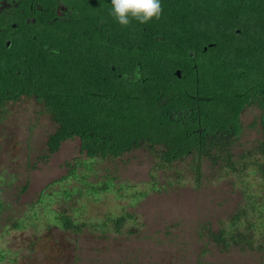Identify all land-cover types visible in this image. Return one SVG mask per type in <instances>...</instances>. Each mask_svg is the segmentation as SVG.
Masks as SVG:
<instances>
[{
  "label": "trees",
  "instance_id": "1",
  "mask_svg": "<svg viewBox=\"0 0 264 264\" xmlns=\"http://www.w3.org/2000/svg\"><path fill=\"white\" fill-rule=\"evenodd\" d=\"M161 5V19L146 24L122 27L108 6L107 18L78 22L79 30H121L126 36L135 31L139 50L127 53V65H111L113 71L110 65H85L101 60L106 37L101 33L88 35L94 42L78 65H64L71 62L65 54L43 48L1 53L0 104L25 96L44 107L54 128L46 136L43 161L61 142L77 138L79 153L91 160L115 159L137 148L152 155L156 169L188 158L196 183L204 161L236 173L256 166L262 174L264 163L248 159H264V0H161ZM246 107L257 111L248 127L259 136L235 154ZM77 164H66L65 178L83 181L91 194L109 190L107 178L97 186L79 179ZM74 191L82 194L79 188L64 194ZM239 216L231 217L228 231L211 233L214 242L248 243L246 234L233 229ZM57 220L63 230L80 232L85 226L63 211ZM128 222L132 226L134 217L125 211L98 225L120 232Z\"/></svg>",
  "mask_w": 264,
  "mask_h": 264
},
{
  "label": "rangeland",
  "instance_id": "2",
  "mask_svg": "<svg viewBox=\"0 0 264 264\" xmlns=\"http://www.w3.org/2000/svg\"><path fill=\"white\" fill-rule=\"evenodd\" d=\"M256 115L252 107L240 114L235 154L258 138L248 127ZM53 128L32 97L0 104V264H264V172L256 166L236 173L204 161L196 183L188 158L156 169L152 155L137 148L91 160L79 153L77 138L61 142L43 161ZM67 163H78V178L89 184L109 179V190L88 193L83 181L64 177ZM77 188L81 195L65 196ZM60 211L85 226L63 230ZM125 211L134 217L126 224L130 233L127 226L113 232L98 225ZM234 213L240 216L233 229L249 241L224 247L211 233L228 231Z\"/></svg>",
  "mask_w": 264,
  "mask_h": 264
},
{
  "label": "flooded vegetation",
  "instance_id": "3",
  "mask_svg": "<svg viewBox=\"0 0 264 264\" xmlns=\"http://www.w3.org/2000/svg\"><path fill=\"white\" fill-rule=\"evenodd\" d=\"M106 6L112 9L111 0H0V54L43 48L65 54L71 62L64 65H78L94 42L87 39L88 35L101 33L106 35L102 40L103 56L100 61L91 58L93 62L85 65H110L111 71V65H127V53L140 47L135 31L126 36L121 30L92 32L75 28L81 19L107 18ZM116 75L124 77L122 72Z\"/></svg>",
  "mask_w": 264,
  "mask_h": 264
},
{
  "label": "clouds",
  "instance_id": "4",
  "mask_svg": "<svg viewBox=\"0 0 264 264\" xmlns=\"http://www.w3.org/2000/svg\"><path fill=\"white\" fill-rule=\"evenodd\" d=\"M111 15L122 27L133 21L146 24L153 19L160 20L163 14L161 0H111Z\"/></svg>",
  "mask_w": 264,
  "mask_h": 264
},
{
  "label": "water",
  "instance_id": "5",
  "mask_svg": "<svg viewBox=\"0 0 264 264\" xmlns=\"http://www.w3.org/2000/svg\"><path fill=\"white\" fill-rule=\"evenodd\" d=\"M177 73V72H176Z\"/></svg>",
  "mask_w": 264,
  "mask_h": 264
}]
</instances>
